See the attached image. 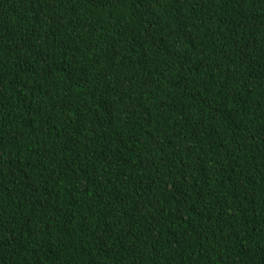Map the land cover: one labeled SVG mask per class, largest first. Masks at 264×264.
I'll return each mask as SVG.
<instances>
[{"label": "trees", "instance_id": "16d2710c", "mask_svg": "<svg viewBox=\"0 0 264 264\" xmlns=\"http://www.w3.org/2000/svg\"><path fill=\"white\" fill-rule=\"evenodd\" d=\"M0 264H264V0H0Z\"/></svg>", "mask_w": 264, "mask_h": 264}]
</instances>
